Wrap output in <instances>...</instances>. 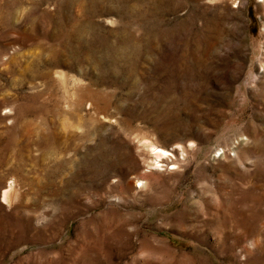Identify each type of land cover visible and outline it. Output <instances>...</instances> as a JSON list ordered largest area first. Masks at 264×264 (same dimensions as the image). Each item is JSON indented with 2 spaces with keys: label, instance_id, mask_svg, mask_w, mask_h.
<instances>
[{
  "label": "rangeland",
  "instance_id": "374dc122",
  "mask_svg": "<svg viewBox=\"0 0 264 264\" xmlns=\"http://www.w3.org/2000/svg\"><path fill=\"white\" fill-rule=\"evenodd\" d=\"M0 264H264V0H0Z\"/></svg>",
  "mask_w": 264,
  "mask_h": 264
},
{
  "label": "bare ground",
  "instance_id": "6f19581e",
  "mask_svg": "<svg viewBox=\"0 0 264 264\" xmlns=\"http://www.w3.org/2000/svg\"><path fill=\"white\" fill-rule=\"evenodd\" d=\"M167 151H165L164 149H158L155 148V155L156 158L162 157V156H166L167 155ZM12 189H13V185L12 184H8L6 187H4L3 190V197L5 200L9 201L11 198V193H12Z\"/></svg>",
  "mask_w": 264,
  "mask_h": 264
}]
</instances>
